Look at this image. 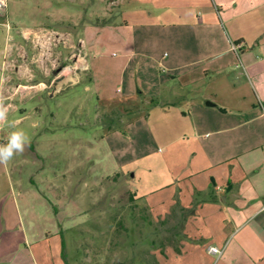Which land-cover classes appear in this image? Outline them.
Masks as SVG:
<instances>
[{
	"label": "crops",
	"instance_id": "1",
	"mask_svg": "<svg viewBox=\"0 0 264 264\" xmlns=\"http://www.w3.org/2000/svg\"><path fill=\"white\" fill-rule=\"evenodd\" d=\"M108 7L118 10L123 31L104 45L119 51L110 64L126 94L108 100L103 125L110 136L129 126L136 145L115 151L128 156L119 163L101 141L113 163L100 179L127 183L155 219L173 224L175 237L185 224L164 264H264V0H111ZM93 25L88 37L60 34L70 47L77 38L79 48L61 53L50 86L78 84L92 71L88 57L101 33ZM117 110L128 119L120 127ZM98 146L85 142L82 152Z\"/></svg>",
	"mask_w": 264,
	"mask_h": 264
},
{
	"label": "rangeland",
	"instance_id": "2",
	"mask_svg": "<svg viewBox=\"0 0 264 264\" xmlns=\"http://www.w3.org/2000/svg\"><path fill=\"white\" fill-rule=\"evenodd\" d=\"M110 2L7 0L0 11V100L8 107L0 144L15 130L29 138L22 153L0 164V264H164L169 248L184 237L185 224L175 227L176 239L173 224L155 219L127 183L100 179L113 163L101 141L107 139L119 163L128 156L115 151L136 145L135 131L123 126L128 119L118 118L122 111L112 117L126 130L121 126L110 136L103 125L108 100L121 101L126 94L118 66L110 64L119 61V51L104 45L115 30L118 37L123 31ZM89 24L101 32L92 52L84 51L91 53L92 71L78 84L50 86L62 66L61 53L79 48L77 38L70 47L60 34L88 37ZM95 55L102 56L101 64ZM41 81L47 86H32ZM19 85L23 88L15 90ZM95 140L96 153L82 152L85 142ZM176 252L182 253L180 247Z\"/></svg>",
	"mask_w": 264,
	"mask_h": 264
},
{
	"label": "clouds",
	"instance_id": "3",
	"mask_svg": "<svg viewBox=\"0 0 264 264\" xmlns=\"http://www.w3.org/2000/svg\"><path fill=\"white\" fill-rule=\"evenodd\" d=\"M8 107L0 100V122L7 118ZM29 138L24 130L12 131L6 144H0V164H7L18 153H22L28 144Z\"/></svg>",
	"mask_w": 264,
	"mask_h": 264
},
{
	"label": "built area",
	"instance_id": "4",
	"mask_svg": "<svg viewBox=\"0 0 264 264\" xmlns=\"http://www.w3.org/2000/svg\"><path fill=\"white\" fill-rule=\"evenodd\" d=\"M8 7L7 0H0V11L3 9H6ZM263 115H264V109H263ZM209 252L216 256H221L223 253V250L217 248V247H210Z\"/></svg>",
	"mask_w": 264,
	"mask_h": 264
}]
</instances>
